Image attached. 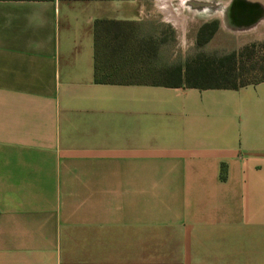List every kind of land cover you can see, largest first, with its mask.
Wrapping results in <instances>:
<instances>
[{
  "label": "crops",
  "instance_id": "crops-1",
  "mask_svg": "<svg viewBox=\"0 0 264 264\" xmlns=\"http://www.w3.org/2000/svg\"><path fill=\"white\" fill-rule=\"evenodd\" d=\"M159 3L185 35L179 5ZM153 14L0 0V264H264V81H95L97 37L128 34L131 54Z\"/></svg>",
  "mask_w": 264,
  "mask_h": 264
},
{
  "label": "rangeland",
  "instance_id": "rangeland-1",
  "mask_svg": "<svg viewBox=\"0 0 264 264\" xmlns=\"http://www.w3.org/2000/svg\"><path fill=\"white\" fill-rule=\"evenodd\" d=\"M141 1L149 9H154L153 21L156 25L151 39L158 53L162 47L163 63L173 55L181 58L186 56L189 60L198 56L215 60L232 53L240 54L245 50L246 56L241 64L244 70L236 72L238 80L232 77L221 83H253L264 77V69L252 68L256 61L264 57V10L257 9L259 2L250 4V10L247 0H169L180 7L179 16L184 19L186 29L184 35L172 23L161 22V19L167 20L164 15L168 13V9L166 13L164 11V15L158 13V8L163 7L159 0ZM172 16L173 12L170 17ZM205 24L210 25V28L203 39H200L198 31ZM155 73L156 71L152 72L151 80L157 79ZM203 80H210V77Z\"/></svg>",
  "mask_w": 264,
  "mask_h": 264
},
{
  "label": "trees",
  "instance_id": "trees-1",
  "mask_svg": "<svg viewBox=\"0 0 264 264\" xmlns=\"http://www.w3.org/2000/svg\"><path fill=\"white\" fill-rule=\"evenodd\" d=\"M210 25H203L198 33V37L203 39L207 34ZM107 38V37H106ZM131 42L136 45L135 49L129 51V35L121 32L115 33L112 39H104L103 46H100L99 37L96 45V72L95 81L101 84H126V83H154L168 87H214L238 89L251 84H258L264 81V77L253 83H221L234 77L237 79L236 72L244 70L242 61L246 53H232L221 59H211L198 56L193 60L187 59L185 68L181 66L163 67L157 66V47L151 38H143L140 34L137 37L132 35ZM154 61V63H152ZM152 63V64H151ZM264 69V57L256 61L253 69ZM155 68H158L155 69ZM156 73L157 79L151 80L152 72ZM235 74V75H234ZM210 77V80H203Z\"/></svg>",
  "mask_w": 264,
  "mask_h": 264
}]
</instances>
